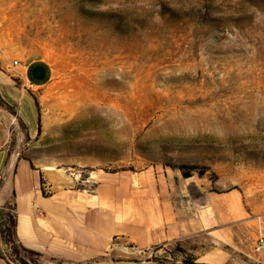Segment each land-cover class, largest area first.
<instances>
[{"label":"rangeland","instance_id":"rangeland-1","mask_svg":"<svg viewBox=\"0 0 264 264\" xmlns=\"http://www.w3.org/2000/svg\"><path fill=\"white\" fill-rule=\"evenodd\" d=\"M0 59L17 88L0 90L5 159L80 190L191 167L264 220V0H0ZM13 60L47 62L52 77L29 87ZM175 248L66 263L0 239V264H162Z\"/></svg>","mask_w":264,"mask_h":264},{"label":"crops","instance_id":"crops-1","mask_svg":"<svg viewBox=\"0 0 264 264\" xmlns=\"http://www.w3.org/2000/svg\"><path fill=\"white\" fill-rule=\"evenodd\" d=\"M20 67L32 88L52 77V68L41 60ZM31 67L42 73L37 82L30 79ZM3 86L17 89L0 69V90ZM35 125L30 112L29 129ZM9 202L18 243L57 261L91 262L117 237L141 249H181L175 248L178 260L165 257L172 263L183 255L199 264H264V253L254 252L255 241L264 236V220L244 205L242 194L213 191L176 172L105 173L92 189L80 190L33 169L26 159L0 155V209Z\"/></svg>","mask_w":264,"mask_h":264},{"label":"trees","instance_id":"trees-1","mask_svg":"<svg viewBox=\"0 0 264 264\" xmlns=\"http://www.w3.org/2000/svg\"><path fill=\"white\" fill-rule=\"evenodd\" d=\"M180 172H181V176L183 178H188L191 176V171L193 168L191 167H180ZM10 205L8 208L10 210V212H7L6 214H4V212H2L5 208H7L6 205ZM12 212V214H11ZM15 227H16V213H15V208L14 205L9 202L6 203L1 209H0V239L7 245H10V247H12V249L14 251L17 250V248H21L24 251H30L24 247H22L17 240L16 237V233H15ZM177 250L181 251V249L177 248ZM0 258H2L1 256V252H0ZM162 264H164L165 262H162ZM166 264H199L194 262L193 258H191L190 256H186L181 262L179 263H172V262H166Z\"/></svg>","mask_w":264,"mask_h":264},{"label":"built area","instance_id":"built-area-1","mask_svg":"<svg viewBox=\"0 0 264 264\" xmlns=\"http://www.w3.org/2000/svg\"><path fill=\"white\" fill-rule=\"evenodd\" d=\"M11 66L13 68L19 67L20 64L17 60H13L11 63ZM29 87H31L30 84H28ZM152 248L149 249H141L138 248L136 246H134L133 244L127 243L125 241H123L120 238H113L110 240L107 249H106V253L107 254H111V253H118V254H142V253H146L147 251H149ZM254 252L256 253H264V236H259L257 238V240L254 243Z\"/></svg>","mask_w":264,"mask_h":264},{"label":"bare ground","instance_id":"bare-ground-1","mask_svg":"<svg viewBox=\"0 0 264 264\" xmlns=\"http://www.w3.org/2000/svg\"><path fill=\"white\" fill-rule=\"evenodd\" d=\"M29 78V77H28ZM86 109V108H85ZM90 111V110H89ZM82 112V111H81ZM88 112V111H87ZM81 114V113H80ZM80 114H78L79 116H81V115H84V113H82L81 115ZM80 118V117H79ZM44 169H53L52 167H49V166H46V167H44Z\"/></svg>","mask_w":264,"mask_h":264}]
</instances>
